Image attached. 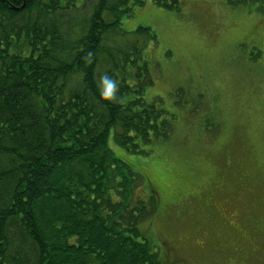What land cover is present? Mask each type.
Segmentation results:
<instances>
[{
	"label": "trees",
	"instance_id": "obj_1",
	"mask_svg": "<svg viewBox=\"0 0 264 264\" xmlns=\"http://www.w3.org/2000/svg\"><path fill=\"white\" fill-rule=\"evenodd\" d=\"M145 1L86 11L88 0H0V264H164L139 229L156 204L134 197L135 174L109 146L112 136L143 153L172 132L174 116L145 98L155 34L121 33ZM151 1L171 10L182 0ZM112 34L123 48L105 46ZM102 57L118 85L111 99L98 91Z\"/></svg>",
	"mask_w": 264,
	"mask_h": 264
},
{
	"label": "rangeland",
	"instance_id": "obj_2",
	"mask_svg": "<svg viewBox=\"0 0 264 264\" xmlns=\"http://www.w3.org/2000/svg\"><path fill=\"white\" fill-rule=\"evenodd\" d=\"M232 2L169 10L146 0L122 20L125 39L142 26L155 34L144 48L153 76L145 98L174 116L171 135L143 153L109 139L135 174L134 197L156 204L139 229L164 264H264V1ZM113 41L126 40L112 34L105 46ZM105 71L102 57L98 76Z\"/></svg>",
	"mask_w": 264,
	"mask_h": 264
},
{
	"label": "clouds",
	"instance_id": "obj_3",
	"mask_svg": "<svg viewBox=\"0 0 264 264\" xmlns=\"http://www.w3.org/2000/svg\"><path fill=\"white\" fill-rule=\"evenodd\" d=\"M118 89V85L115 80H113L108 75H103L100 77V82L98 84V91L101 97L105 99L114 98Z\"/></svg>",
	"mask_w": 264,
	"mask_h": 264
},
{
	"label": "flooded vegetation",
	"instance_id": "obj_4",
	"mask_svg": "<svg viewBox=\"0 0 264 264\" xmlns=\"http://www.w3.org/2000/svg\"><path fill=\"white\" fill-rule=\"evenodd\" d=\"M247 180V182H248V179H246ZM241 235L243 236V235H245V234H243V233H241ZM257 235V234H256Z\"/></svg>",
	"mask_w": 264,
	"mask_h": 264
}]
</instances>
